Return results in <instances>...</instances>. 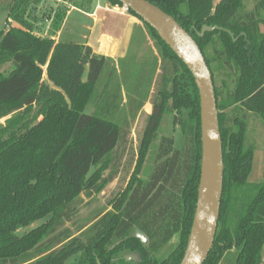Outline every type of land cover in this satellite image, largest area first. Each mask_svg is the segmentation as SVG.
<instances>
[{"label": "trees", "instance_id": "trees-1", "mask_svg": "<svg viewBox=\"0 0 264 264\" xmlns=\"http://www.w3.org/2000/svg\"><path fill=\"white\" fill-rule=\"evenodd\" d=\"M42 1L6 0L3 6L17 26L0 29V264H179L200 178V105L193 76L130 10L156 51L136 75L121 64L130 53L115 68L86 42L38 36L29 9ZM147 1L190 34L212 76L223 190L214 244L203 264H263L264 173L261 183H248L256 149L248 140V118L255 114L264 125V0H253L248 12L245 0ZM203 26L223 30L200 38ZM5 65L11 66L7 74L1 71ZM128 77L136 82L130 98L123 95ZM148 99L152 109L127 187L79 235L58 232L76 216L81 195L100 194L114 180L129 122ZM167 114L181 130L182 146L176 149L172 137L160 138L143 178ZM34 223L39 225L30 228ZM175 236L174 248L161 257ZM125 253L139 259L128 260Z\"/></svg>", "mask_w": 264, "mask_h": 264}, {"label": "rangeland", "instance_id": "rangeland-1", "mask_svg": "<svg viewBox=\"0 0 264 264\" xmlns=\"http://www.w3.org/2000/svg\"><path fill=\"white\" fill-rule=\"evenodd\" d=\"M220 1L214 0V5ZM5 3L6 0H0V29L6 23H10L14 27L17 26L7 18V13L3 9ZM81 3L84 5L83 7L79 5ZM253 5V0H245V11H251ZM118 8L117 6L113 7L106 0H43L39 5L29 9V20L34 26L35 33L41 37L52 36L55 38V41L66 39L80 43L86 42V44L90 40L93 45L91 49L96 52L95 54L104 56L115 68L118 66V61L121 60L116 59L117 55L123 53L126 48V55L130 53L131 58L129 57L126 61L121 62V64L123 66H129L133 74L136 75L140 72L139 70H142L145 65V60L150 61L156 56V51L153 41L147 34L142 22L122 7ZM123 16H126V21L119 20ZM56 21H58L56 24L57 29L54 27ZM1 71L7 74L11 71V66L5 65L1 68ZM157 74L158 71L156 72ZM125 80L126 86L123 88V95L130 98L132 95L131 91L134 89L136 82L135 79L129 77ZM144 80L147 82L146 79ZM142 83L143 88L146 83ZM218 84L220 85V82ZM151 109V101L148 99L135 119L129 122L125 144L117 154L119 161L114 180L100 194L90 198L81 195L80 200L75 206L77 210L76 216L71 221L66 222L58 232L68 229L73 236H77L80 230L87 228L98 215L111 210V200L127 187L130 176L135 168L138 146ZM88 111H92V108L88 109ZM3 122V120L0 121V124ZM157 135L158 137L154 142V147L151 148L144 163L143 178H146L151 171L153 152L160 138L172 137L176 149H180L182 146L181 130L178 126L175 127L173 125L172 114L164 116ZM248 140L249 143H253L256 147L253 152L254 155L248 183L256 185L263 181L264 125L261 119L255 114H249ZM108 173L109 171H106L105 176ZM38 225L39 223H34L30 228H35ZM17 232L22 233L23 229H19ZM133 234L139 236L143 242L146 241L145 237L136 231ZM177 240L178 237L175 236L162 249L160 256H166L174 248ZM124 255L128 260L139 259L137 254L125 253Z\"/></svg>", "mask_w": 264, "mask_h": 264}, {"label": "water", "instance_id": "water-1", "mask_svg": "<svg viewBox=\"0 0 264 264\" xmlns=\"http://www.w3.org/2000/svg\"><path fill=\"white\" fill-rule=\"evenodd\" d=\"M117 1L157 33L191 73L199 93L200 178L191 230L179 264H203L214 244L223 190L222 141L212 76L196 42L174 18L147 0ZM215 30L223 29L203 26L197 35L202 38ZM224 31L233 37L229 31Z\"/></svg>", "mask_w": 264, "mask_h": 264}, {"label": "crops", "instance_id": "crops-1", "mask_svg": "<svg viewBox=\"0 0 264 264\" xmlns=\"http://www.w3.org/2000/svg\"><path fill=\"white\" fill-rule=\"evenodd\" d=\"M118 8V7H117ZM119 9V8H118ZM122 20V21H126V16H123V18H119V20ZM120 20V21H121ZM128 21H129V19H127ZM106 38V37H105ZM89 42V43H88ZM87 45L88 46H90L91 48H93V45H92V43H91V41L89 40V41H87ZM94 52V51H93ZM94 53H96V52H94ZM126 53H127V51H126V48H125V51L123 52V53H121L120 55H117V57H116V59H123L124 57H125V55H126ZM264 152V151H263ZM254 155V154H253ZM139 237V236H138ZM141 239V238H140ZM264 252V251H263ZM262 262H263V264H264V253H263V255H262Z\"/></svg>", "mask_w": 264, "mask_h": 264}, {"label": "built area", "instance_id": "built-area-1", "mask_svg": "<svg viewBox=\"0 0 264 264\" xmlns=\"http://www.w3.org/2000/svg\"><path fill=\"white\" fill-rule=\"evenodd\" d=\"M125 10V9H124Z\"/></svg>", "mask_w": 264, "mask_h": 264}]
</instances>
